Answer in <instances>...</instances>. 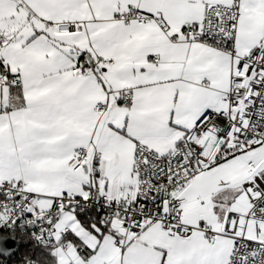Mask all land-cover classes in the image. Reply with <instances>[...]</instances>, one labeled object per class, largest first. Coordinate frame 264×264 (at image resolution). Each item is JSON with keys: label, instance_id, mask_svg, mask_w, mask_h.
<instances>
[{"label": "snow or ice", "instance_id": "1", "mask_svg": "<svg viewBox=\"0 0 264 264\" xmlns=\"http://www.w3.org/2000/svg\"><path fill=\"white\" fill-rule=\"evenodd\" d=\"M0 264H264V0H0Z\"/></svg>", "mask_w": 264, "mask_h": 264}]
</instances>
